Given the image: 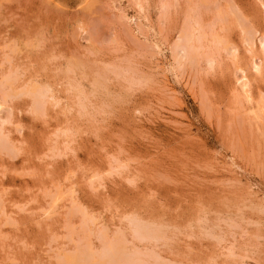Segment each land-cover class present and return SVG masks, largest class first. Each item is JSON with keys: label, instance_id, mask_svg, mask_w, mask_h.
<instances>
[{"label": "rangeland", "instance_id": "374dc122", "mask_svg": "<svg viewBox=\"0 0 264 264\" xmlns=\"http://www.w3.org/2000/svg\"><path fill=\"white\" fill-rule=\"evenodd\" d=\"M193 5L208 28L202 45L209 43L199 50L214 54L213 67L200 54L199 63L181 66L172 54ZM217 6L232 12L226 28L216 20ZM244 32L257 44L252 52ZM213 34L227 44L218 48ZM261 34L264 0H0V82L18 75L17 85L4 86L17 98L8 96L0 109L10 145L0 147V264H68L65 256L84 247L82 211L94 221L86 234L93 250L102 229L110 238L121 232L127 250L153 253L154 259L145 256L148 264L157 254L163 264H264V114L260 119L256 110L264 107ZM228 44L237 58L228 55ZM252 54L263 72L252 69ZM240 67L251 79V102L237 87ZM102 73L110 80L101 91L93 80ZM74 82L87 91L83 113ZM37 83L49 84L59 99L43 115L33 110L31 94L17 92ZM77 204L80 212L68 214ZM132 215L163 225L167 240L133 237Z\"/></svg>", "mask_w": 264, "mask_h": 264}, {"label": "bare ground", "instance_id": "6f19581e", "mask_svg": "<svg viewBox=\"0 0 264 264\" xmlns=\"http://www.w3.org/2000/svg\"><path fill=\"white\" fill-rule=\"evenodd\" d=\"M163 4V3H162ZM168 4V3H167ZM167 4L166 3H164L163 5H161V6H164L165 8H166V6H167ZM193 4V3H192ZM200 4V3H199ZM140 6L139 7H141L140 9H142L143 8V5L141 6V3L139 4ZM169 5V4H168ZM191 5V4H190ZM198 5V4H197ZM160 6V7H161ZM194 6L195 5H193V8H194ZM200 5H198V7H199ZM205 6V5H204ZM203 5H202V7H204ZM191 7L192 6H190V8H188V9H191ZM202 7H200V8H202ZM207 7V6H206ZM191 9V10H193V13L191 12V15L187 18L186 17V19H185V21L184 22H186V23H184V25H182L183 26V28L181 27V29L182 30H180L181 32H180V35H179V37H178V41L176 42H174L175 43V45L173 46V53L172 54H174V59L176 60V63H178V65H183L185 62H188L189 63V65H194V64H197V63H199V59L201 58L202 59V57L204 56V58H205V61H206V63L210 66V67H213V65H215V61H217V59L215 60V57H214V54L213 53H210V52H207L208 50H206V52H201V50H202V47L204 46V45H206V42H208L209 43V39L205 42V44L204 45H202V40L203 39H207V37H206V34H208V33H206L205 32V30H207V29H205L204 30V28H203V26H202V24H201V19H200V17L202 16V14L201 15H199L200 14V12L198 11V8L195 6V8L194 9ZM199 8V9H200ZM207 8H209V6L207 7ZM217 8H218V6H217ZM221 8V7H220ZM218 8V9H214L215 11L214 12H216L217 10H221L222 11V13L219 11L218 13L216 12V14H218V15H215V17H216V20L218 21L219 20V22L220 21H222V20H224V24L225 25H223L224 27L226 26V25H228V24H226V17L227 16H229V14H232V12L231 13H229L227 16L224 14V12L225 11H227V13H228V9H226V10H224V12H223V9L221 8ZM163 9V8H162ZM143 10V9H142ZM164 11H163V13L164 12H167L168 10H167V8H166V10L167 11H165V9H163ZM190 11V10H189ZM200 11L202 12V9H200ZM226 13V12H225ZM225 16H224V15ZM162 15H164V14H162ZM234 15V14H233ZM234 16H236V15H234ZM139 17V16H138ZM163 17V16H162ZM213 17H214V15H213ZM131 18V17H130ZM202 18V17H201ZM235 18V17H234ZM214 20H215V18H213ZM228 17H227V21H228ZM203 20V19H202ZM212 20V19H211ZM235 20H237V18H235ZM148 21V20H147ZM213 21V20H212ZM216 21V23H219V22H217ZM209 22V21H208ZM238 22V21H237ZM149 23V22H148ZM203 23V22H202ZM210 24L212 23L211 21L209 22ZM209 23H207L208 25H209ZM222 23V22H221ZM220 23V24H221ZM222 23V24H223ZM239 23V22H238ZM242 23V22H241ZM240 24V23H239ZM219 25V24H218ZM243 26L244 24H240V26ZM215 26V25H214ZM217 26V25H216ZM208 27V26H207ZM211 28H213V26L211 25L210 26ZM221 27V26H220ZM238 27V26H237ZM217 28V27H216ZM215 28V29H216ZM226 28V27H225ZM225 28H223L222 30H224ZM243 28V27H242ZM139 29V28H138ZM210 29V28H209ZM214 29V28H213ZM246 29V28H245ZM210 30H212V29H210ZM214 31V30H213ZM247 31H249L248 29H247ZM215 32V31H214ZM216 32H218L217 31V29H216ZM212 33V32H211ZM219 33V32H218ZM245 33V32H244ZM248 33V32H247ZM210 34V33H209ZM249 34V33H248ZM247 34V35H248ZM256 34H257V32H256ZM212 35V34H211ZM219 35V37H220V34H218ZM246 35V33H245V35L244 36H247ZM251 37H253V35H250ZM222 37V36H221ZM220 37V38H221ZM249 36H247V37H243V38H247V40H249V44H250V46H248V47H251V48H249V52H252V48H254V47H256L257 46V44H256V42H254L253 41V38H248ZM212 42L213 43H215L214 45H217L218 43H220V42H222V43H224V41H227V40H225L226 38L224 37V39H219L218 38V36L217 35H214L213 34V37H212ZM211 40V39H210ZM243 40V39H242ZM258 45H259V48L263 51V54H264V34H261L260 36H258ZM203 42H204V40H203ZM208 43H207V46L209 47V46H212V45H208ZM231 43V42H230ZM247 43V42H246ZM225 45L227 44V42H225L224 43ZM232 44V43H231ZM231 44H228L229 45V47H228V45H227V47H225V50H226V48H227V53H228V50H230L231 51V54L235 57V58H237V49H236V46L235 47H231L230 45ZM248 44V43H247ZM156 45V47L158 46L157 44H155ZM246 45V44H245ZM160 46V45H159ZM158 46V49H159V51H161V47H159ZM218 46V45H217ZM217 46H214V50L213 49H209V50H211V51H216L217 49ZM219 46H220V44H219ZM219 46H218V48H219ZM216 47V48H215ZM199 48L201 49V50H199ZM205 48V47H204ZM203 48V49H204ZM207 48V47H206ZM221 48H223L222 47V44H221V46H220V49ZM219 49V50H220ZM11 50V49H10ZM163 50V49H162ZM199 51H200V53H199ZM229 51V52H230ZM13 52V51H12ZM201 53H205L204 55H202ZM216 53H218L217 51L215 52V54ZM199 54L202 56H200V58H199ZM218 55V54H217ZM217 55H216V58H217ZM228 55H229V53H228ZM10 58V57H9ZM203 58V59H204ZM75 59V58H74ZM259 59V58H258ZM257 58H256V56H254V54H252V60H251V62H252V69H254V71L255 72H261V70H262V72H263V66H262V63H261V61H257L258 60ZM235 60H237V59H235ZM9 61V60H8ZM78 61V60H77ZM239 62V61H238ZM7 63V62H6ZM187 63V64H188ZM72 65H73V63H71ZM70 64V65H71ZM130 64V63H129ZM69 65V67H70V69L71 70H73L72 68H71V66ZM80 65V64H79ZM115 65H117L118 66V64H115ZM113 66V67H117V66ZM120 65V64H119ZM131 65V64H130ZM129 65V66H130ZM178 65H177V67H178ZM74 66V65H73ZM104 66V65H103ZM124 66V65H123ZM125 66H127V69H126V67ZM125 66H124V69H126L127 71H130V72H132L131 70L133 69V67L132 66H130V67H132V69L128 66V64L126 65L125 64ZM170 66V65H169ZM74 67H76V64H75V66ZM80 67H82V66H80ZM79 67V68H80ZM128 67H129V69H128ZM106 68V67H105ZM120 68H122V66H120ZM135 68V67H134ZM241 69H240V71H241V75L237 78V87L239 88V92L241 91L242 93H244V94H241V95H245L244 96V98L246 97L247 98V100L249 101V102H251L252 101V85H251V79L249 78V76L247 75V73H246V71L245 70H243V68L242 67H240ZM68 69V68H67ZM75 69V68H74ZM106 69H108V68H106ZM131 69V70H130ZM136 69V68H135ZM180 69V68H179ZM65 70V69H64ZM207 70V69H206ZM16 71V70H15ZM98 71V70H97ZM107 71V70H106ZM110 71H112V70H110ZM126 71V74L127 73H129V72H127ZM134 69H133V72L132 73H134ZM100 72H102V71H100ZM113 72V71H112ZM135 72H140V71H135ZM184 72V71H183ZM11 73V72H10ZM113 73H117L118 75L119 74H121V72L118 70H116V71H114ZM136 73V74H137ZM8 74V73H7ZM14 74H15V72H14ZM14 74H12L11 73V75L9 74L6 78H5V81H1L0 83V85H1V87H2V93H1V96H0V98L2 99L1 101H0V109L1 108H3L4 107V105L6 104V101H7V99L12 95V93L10 92V91H7V90H5L4 89V86H7V85H5V84H10L11 85V83L13 84V82L16 80V78L18 77V75H14ZM20 74V73H19ZM97 74H99L98 72H97ZM103 75H97L95 78H94V80H93V85L95 86V88H99V90H101L102 91V89L104 88L105 89V87L108 85L106 82H107V79H109L110 80V78H109V76L108 75H105L104 73H102ZM108 74V73H107ZM117 74H115V76L117 75ZM125 74V73H124ZM139 74V73H138ZM137 74V75H138ZM143 74V73H142ZM118 75L116 76V77H118ZM130 75V74H129ZM133 75V74H132ZM132 75L130 76V77H132ZM137 75H135V76H137ZM141 75V73L138 75V76H140ZM252 75V74H251ZM120 76H122V75H120ZM119 76V77H120ZM127 76H128V74H127ZM134 76V75H133ZM141 76H143V75H141ZM16 77V78H15ZM67 77V76H66ZM68 77H69V75H68ZM145 77V78H144ZM235 77V76H234ZM69 78H71V77H69ZM69 78H68V80H69ZM91 78V77H90ZM122 78V77H121ZM123 78H127V77H123ZM122 78V79H123ZM135 78V77H134ZM142 78V77H141ZM140 77H138V78H136V80L137 79H141ZM150 78V77H149ZM147 76H143V79L145 80V79H149ZM152 78V77H151ZM77 79V78H76ZM76 79H74V80H76ZM115 79V78H114ZM121 79V80H122ZM129 79V78H128ZM132 79V78H131ZM143 79H141V80H143ZM35 80V79H34ZM125 80V79H124ZM127 80V79H126ZM134 80V79H133ZM134 81V82H137V81ZM144 80H143V82H144ZM18 81V80H17ZM23 81V80H22ZM33 81V80H32ZM36 81V80H35ZM73 81V80H72ZM72 81H70V82H72ZM129 81V80H128ZM148 81H150V79L148 80ZM152 81V80H151ZM235 81V80H234ZM146 82H147V80H146ZM16 83V81L14 82V84ZM43 83V82H42ZM139 84H140V82H138ZM150 83V82H149ZM236 83V82H235ZM28 84V83H27ZM45 84V83H44ZM79 84H80V82H79ZM78 84V82L77 83H72L71 85H69V86H71V87H73L74 89H75V91H74V89L71 91V92H75V94H76V96H77V100H78V103H76V101H75V104H78L79 105V107H80V111L82 112H84L85 110H86V108H87V103L88 104H90L89 103V101H88V96H87V91H84L83 90V85H82V87H80V85ZM89 84V83H88ZM126 84H127V81H126ZM130 84H131V82H129V86H130ZM135 84V83H134ZM143 84V83H142ZM16 85H17V83H16ZM26 85V84H25ZM25 85L23 86V87H25ZM29 85V84H28ZM35 85V84H34ZM49 85V84H48ZM47 84L46 85H42V86H38V83H37V87H34V88H32L31 87V89L30 88H24V89H22V88H20V87H18L17 86V89L18 88H20V90L18 89L17 90V92H18V94H19V96H21V94H23V95H26L27 96V94H31L30 95V97H32V99H31V103H32V108H33V110L35 111V112H37V115L39 114V113H42L43 111H45V109L47 108L46 107V105L48 104V102H50V100H53L54 101V103H56V104H59V99H57L56 98V96H55V94H53V93H51V89L50 88H52V87H49ZM91 85H92V83H91ZM20 86V85H19ZM22 86V85H21ZM27 86V85H26ZM136 86V85H135ZM143 86H144V84H143ZM0 87V88H1ZM93 87V86H92ZM7 88V87H6ZM10 88V87H9ZM8 88V89H9ZM69 88V87H68ZM86 88V87H85ZM100 88H102V89H100ZM108 88V87H107ZM107 88H106V90H107ZM12 89V88H11ZM10 89V90H11ZM13 89H14V85H13ZM70 89V88H69ZM68 89V90H69ZM167 89V88H166ZM14 90H16V89H14ZM86 90V89H85ZM88 90V89H87ZM94 90V89H93ZM98 90V91H99ZM258 90V89H257ZM20 91V92H19ZM53 91H55V90H53ZM90 91H92V90H90ZM97 91V92H98ZM103 91H105V90H103ZM13 92V91H12ZM109 92V91H108ZM237 92V91H236ZM94 93H95V91H94ZM102 93V92H101ZM17 93H15V95H16ZM57 94V93H56ZM74 94V93H73ZM75 94L73 95V96H75ZM88 95H91V93H89ZM95 95V94H94ZM108 95V94H107ZM9 96V97H8ZM13 96V95H12ZM237 96V95H236ZM13 97H16V96H13ZM13 97H11V98H13ZM92 97V96H91ZM94 97V96H93ZM101 97V96H100ZM262 97H263V95H262ZM7 98V99H6ZM17 98V97H16ZM73 99L75 98V97H72ZM110 98V97H109ZM13 99H15V98H13ZM19 99V98H18ZM61 100V99H60ZM76 100V99H75ZM5 102V103H4ZM238 102V101H237ZM241 102V101H240ZM243 102V101H242ZM245 102V101H244ZM260 102H262V101H258V103H260ZM51 103H52V101H51ZM93 103V102H92ZM4 104V105H3ZM94 104V103H93ZM261 105H263V103H260ZM48 106V105H47ZM88 106H90V105H88ZM98 106V105H97ZM49 107V106H48ZM90 107H92V106H90ZM258 107V106H257ZM70 108V107H69ZM71 109V108H70ZM98 110V109H97ZM256 110H259L260 111V114L258 115V116H260V115H262V114H264V107H262V106H260L259 105V107L256 109ZM1 111V110H0ZM49 111V110H48ZM90 111V110H89ZM253 111V110H252ZM258 111V112H259ZM9 111H7V113H8ZM34 112V113H35ZM82 112V113H83ZM103 112H105V111H103ZM109 112V111H108ZM261 112H263V113H261ZM31 113V112H30ZM78 113H80L79 112V109H78ZM86 113V112H85ZM88 113V112H87ZM90 113V112H89ZM98 113V112H97ZM100 113V112H99ZM256 114V116H257V112H255ZM9 114V113H8ZM44 113H42V115H43ZM81 114V113H80ZM90 114H92V113H90ZM80 116V115H79ZM82 116V115H81ZM85 116V115H84ZM96 116V115H95ZM263 116V115H262ZM6 117H8L9 118V116L7 115ZM259 118V117H258ZM262 117L260 116V119H261ZM10 120V119H9ZM5 122H6V120H5ZM3 122H2V119H1V124H2ZM2 127V126H1ZM73 128V127H72ZM72 128H69V129H71L72 130ZM66 131H67V129H68V127H67V129L66 128H64ZM63 128L61 129V130H64ZM4 130V129H3ZM3 130H1L0 129V147L1 148H5V149H7V148H9V142H8V137H6L7 136V134H4L3 135V133H2V131ZM59 130V129H58ZM70 130V131H71ZM60 131V130H59ZM65 131V132H66ZM74 132H76L75 130H73ZM63 132V131H62ZM62 132H60V133H62ZM58 131H57V134H60ZM64 133V132H63ZM67 133H69V134H73V132L71 131V132H69V131H67ZM68 134V135H69ZM71 134V135H72ZM75 134V133H74ZM71 135H69V136H71ZM56 136V135H55ZM58 136V135H57ZM56 136V137H57ZM60 136V135H59ZM62 136V135H61ZM67 136V135H66ZM60 138V137H59ZM63 138L65 139V138H67V137H64V135H63ZM69 139H71V140H67V141H65L66 143L67 142H70V141H72V138H69ZM10 140V139H9ZM66 140V139H65ZM53 141V140H52ZM55 141V140H54ZM58 142V141H57ZM54 143V142H53ZM69 144V143H68ZM58 148V147H57ZM54 149H55V144H54ZM59 149V148H58ZM68 149V148H67ZM1 151V150H0ZM51 151V150H50ZM49 152V151H48ZM51 152H53V150L51 151ZM60 152V151H59ZM10 153V152H9ZM57 153V152H56ZM56 153H53V154H56ZM60 153H62V152H60ZM52 154V155H53ZM60 155V154H59ZM126 162V161H125ZM121 164H122V162H120ZM127 165V164H126ZM118 166L120 167V165H119V162H118ZM118 166H115L114 168L116 169V167H118ZM122 166V165H121ZM123 167H125V166H123ZM121 168V167H120ZM119 168V169H120ZM108 170V169H107ZM121 173V172H120ZM98 174H99V172H98ZM93 175V174H92ZM103 175V174H102ZM96 176V175H95ZM97 179V182L96 183H98V177L96 178L95 177V180ZM100 179H101V176H100ZM100 181V180H99ZM94 184V183H93ZM73 185V184H72ZM98 186V185H97ZM72 189V188H71ZM60 190H61V188H60ZM55 192V191H54ZM53 192V193H54ZM58 193H60L59 192V190L57 191ZM62 192H63V190H62ZM50 194H51V192H49ZM63 193H65V192H63ZM70 194V193H69ZM54 195V194H53ZM55 195H57V197L55 196ZM54 196L56 197L55 199H58L59 197H60V195H58V194H55ZM50 196H52V195H50ZM63 196H65V195H63ZM62 197V196H61ZM52 197H50V199H51ZM71 199V198H70ZM74 200H76V199H74ZM72 201V200H71ZM74 203H76V202H74ZM73 203V204H74ZM50 205H51V203H50ZM52 206V205H51ZM50 206V207H51ZM74 207H73V209H71L70 210V212L68 213V214H72V215H74V213H72V212H75V211H78L79 210V212H80V210L82 209L81 207H79V204H77V205H73ZM51 208H53V206L51 207ZM72 208V207H71ZM79 208H81V209H79ZM84 209V208H83ZM54 210V209H53ZM57 210V209H56ZM45 211V210H44ZM264 211V210H263ZM239 212V211H238ZM82 213H83V218L81 219L82 221H79V222H82L81 223V226H82V228H83V230H82V233H83V239H84V243L82 244V247L83 248H81V247H79V248H77L76 247V250L74 251L73 250V253H72V251H70L71 252V254H69V252H68V254L69 255H66L65 256V259H66V261H67V263L68 264H148L147 262L149 261H147V258L148 257H152L153 259H154V257H155V255H154V257H153V253H151V252H149V253H146L147 251L143 248V250L142 251H144L145 250V254L143 253V252H140V251H137V249H136V251H133L132 249V251H130V250H127V248L125 249V247H124V245H123V234H122V236H120V234H121V232H119V234L117 235V233H116V235L117 236H112L111 238L110 237H108L107 236V233H106V231H104V230H100V232L98 233V231H97V233L99 234V236H98V234H97V237H99V241H101V245H100V247H99V249L97 248V249H95V250H97V251H95V250H93L94 249V246H93V248L91 247L92 245V243H89V239H87L86 238V234H87V232H88V230H89V227H88V223H89V221H91L92 219V216L91 215H89V217H86V213L84 212V211H82ZM82 213H80V216L82 215ZM130 213V212H129ZM47 214H49V213H47ZM77 214V213H76ZM45 215V214H44ZM71 215V216H72ZM130 215V214H129ZM46 216V215H45ZM126 216V215H125ZM127 217V216H126ZM130 217V216H129ZM128 217V218H129ZM132 217H134V218H132ZM132 217H131V219H130V223H132L133 224V228H132V235H133V237H135V238H137V239H140V240H148V241H153V240H158V239H165V240H167V238L166 237H168L167 236V234L165 233L166 231L165 230H162L163 229V227L161 228V226H163V225H161V226H159V224L157 223V224H153V221L151 222V223H149L148 221L146 222L145 220V222H143V221H141L140 220V218L139 219H137L135 216H133L132 215ZM196 219H197V217H196ZM221 220V219H220ZM233 220V219H232ZM129 220L127 219V222H128ZM229 221V220H228ZM92 222H94L93 220H92ZM92 222H91V224H92ZM193 222V221H192ZM196 222V221H195ZM203 222V221H202ZM222 222V221H221ZM156 223V222H155ZM229 223H231V222H229ZM228 223V224H229ZM191 224V223H190ZM196 224H198V223H196ZM212 224V223H211ZM211 224H210V226H211ZM233 224H234V222H233ZM217 225V224H216ZM230 225V224H229ZM235 225H236V227H237V224H234L233 226L235 227ZM130 226V225H129ZM185 227V226H184ZM184 227H183V229H184ZM202 229H203V226H200ZM219 228L218 226H214L213 228H211V229H213L214 230V228ZM227 227V226H226ZM80 228V227H79ZM206 228V227H205ZM228 228H230V227H228ZM72 229H73V227H72ZM188 229V228H187ZM69 230V229H68ZM74 230V229H73ZM203 230H205V229H203ZM207 230V229H206ZM228 230H230V229H228ZM222 231V230H221ZM233 231V230H232ZM231 231V232H232ZM209 232V231H208ZM208 232L206 231V233L208 234ZM68 233H70L69 231H68ZM200 233V232H199ZM211 233V232H210ZM213 233V232H212ZM211 233V237H213L214 238V235ZM227 233V232H226ZM230 233V232H229ZM206 234V235H207ZM89 235H90V233H89ZM193 235V234H192ZM209 235V234H208ZM217 235V234H216ZM210 236H208V237H210ZM219 236V235H218ZM217 236V237H218ZM224 236V235H223ZM123 238V239H122ZM216 238V237H215ZM222 236H221V233H220V237L217 239H215V240H218L219 242H223L224 240H222ZM98 239V238H97ZM134 239V238H133ZM163 239V240H164ZM223 239H225V237L223 238ZM169 240V239H168ZM222 240V241H221ZM125 241V240H124ZM217 241V243L219 244V242ZM226 241V240H225ZM83 242V241H82ZM126 242V241H125ZM124 242V243H125ZM140 243V242H139ZM216 243V244H217ZM148 244V243H147ZM77 245H80L79 243H77ZM220 246V245H219ZM232 246V248H234L233 247V245H231ZM230 246V247H231ZM228 248L227 249V254L228 253H230L231 255H233V253L234 252H232V248ZM148 248V247H147ZM139 249V248H138ZM224 249H225V247H224ZM134 250H135V248H134ZM150 251V250H149ZM151 251H153V250H151ZM229 251V252H228ZM155 252V251H154ZM156 254H157V251L155 252ZM226 255V254H225ZM230 255V256H231ZM237 254H235L234 256H236ZM145 256H147V258L145 257ZM158 256V257H157ZM161 256V255H160ZM63 257V256H62ZM226 257V256H225ZM151 258V261H153V259ZM156 258H159V254H157L156 255ZM156 258H155V264H157V263H159V262H162V261H160V259H157V260H159V262H157V260H156ZM238 258V257H237ZM241 258V257H240ZM248 258V257H247ZM61 259V258H60ZM148 259H150V258H148ZM242 259V258H241ZM209 260V259H208ZM157 262V263H156ZM166 262V261H165ZM150 264H151V262H149ZM164 263V261L162 262V264ZM180 263V262H179ZM152 264H154V263H152ZM161 264V263H160ZM165 264H177L176 262H167V263H165ZM234 264V263H233ZM241 264V263H240ZM243 264V263H242Z\"/></svg>", "mask_w": 264, "mask_h": 264}]
</instances>
